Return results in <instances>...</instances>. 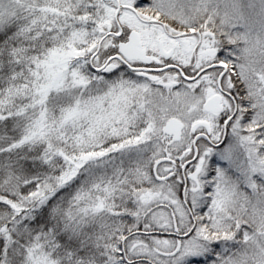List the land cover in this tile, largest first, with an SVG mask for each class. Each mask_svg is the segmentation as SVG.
Returning <instances> with one entry per match:
<instances>
[{
	"label": "snow or ice",
	"instance_id": "1",
	"mask_svg": "<svg viewBox=\"0 0 264 264\" xmlns=\"http://www.w3.org/2000/svg\"><path fill=\"white\" fill-rule=\"evenodd\" d=\"M0 264H264V0H0Z\"/></svg>",
	"mask_w": 264,
	"mask_h": 264
}]
</instances>
